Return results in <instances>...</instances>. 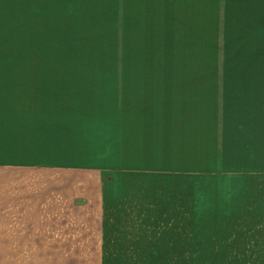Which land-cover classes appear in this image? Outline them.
I'll use <instances>...</instances> for the list:
<instances>
[{
    "label": "crops",
    "instance_id": "crops-1",
    "mask_svg": "<svg viewBox=\"0 0 264 264\" xmlns=\"http://www.w3.org/2000/svg\"><path fill=\"white\" fill-rule=\"evenodd\" d=\"M13 56H46V225L97 250L17 264L237 263L145 240L193 230L198 183L264 199V0H0Z\"/></svg>",
    "mask_w": 264,
    "mask_h": 264
},
{
    "label": "rangeland",
    "instance_id": "rangeland-1",
    "mask_svg": "<svg viewBox=\"0 0 264 264\" xmlns=\"http://www.w3.org/2000/svg\"><path fill=\"white\" fill-rule=\"evenodd\" d=\"M0 64V259L17 264L46 256H94L96 249L60 242L52 219L46 225V56L2 57ZM194 191L193 230L189 217V232L145 241L169 245L165 255L175 246L173 256L264 264V199L261 194L255 197L256 187L242 193L236 205L225 203L223 210L217 185L198 183ZM46 229L54 234L46 238Z\"/></svg>",
    "mask_w": 264,
    "mask_h": 264
}]
</instances>
